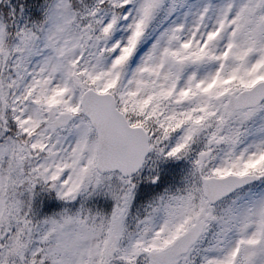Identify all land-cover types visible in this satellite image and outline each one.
<instances>
[{
  "label": "snow or ice",
  "instance_id": "6c2138e0",
  "mask_svg": "<svg viewBox=\"0 0 264 264\" xmlns=\"http://www.w3.org/2000/svg\"><path fill=\"white\" fill-rule=\"evenodd\" d=\"M0 264H264V0H0Z\"/></svg>",
  "mask_w": 264,
  "mask_h": 264
}]
</instances>
